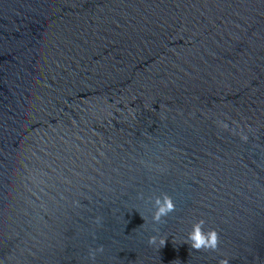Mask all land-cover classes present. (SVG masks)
Listing matches in <instances>:
<instances>
[{
    "label": "water",
    "instance_id": "obj_1",
    "mask_svg": "<svg viewBox=\"0 0 264 264\" xmlns=\"http://www.w3.org/2000/svg\"><path fill=\"white\" fill-rule=\"evenodd\" d=\"M225 259L264 264V0H0V264Z\"/></svg>",
    "mask_w": 264,
    "mask_h": 264
},
{
    "label": "clouds",
    "instance_id": "obj_2",
    "mask_svg": "<svg viewBox=\"0 0 264 264\" xmlns=\"http://www.w3.org/2000/svg\"><path fill=\"white\" fill-rule=\"evenodd\" d=\"M156 211L153 216V220L156 223H161L164 217H167L170 213L176 210V205L173 199L164 195L163 198H157L155 201ZM99 219L97 223H99ZM205 221L200 220L198 223L193 225V230L189 233L188 240L191 242L190 247L195 251H217L219 248V236L217 231L209 230L205 232L204 229ZM166 239H160L159 245L160 248L164 247L166 244ZM157 243V238L155 236L149 239L150 245H155ZM96 251L93 250L90 255L94 260L96 256ZM99 252H103L104 248L101 246L98 249ZM220 264H229L227 259L222 260Z\"/></svg>",
    "mask_w": 264,
    "mask_h": 264
}]
</instances>
